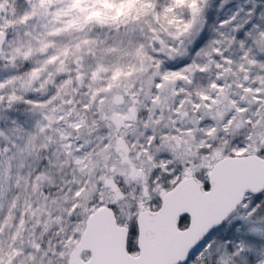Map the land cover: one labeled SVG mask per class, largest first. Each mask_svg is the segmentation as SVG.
Listing matches in <instances>:
<instances>
[{
    "label": "snow or ice",
    "instance_id": "6c2138e0",
    "mask_svg": "<svg viewBox=\"0 0 264 264\" xmlns=\"http://www.w3.org/2000/svg\"><path fill=\"white\" fill-rule=\"evenodd\" d=\"M0 264H264V0H0Z\"/></svg>",
    "mask_w": 264,
    "mask_h": 264
}]
</instances>
